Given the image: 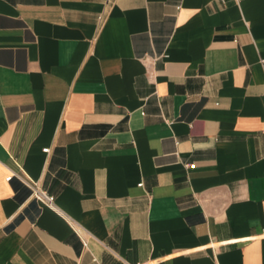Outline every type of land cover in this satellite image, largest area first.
Returning <instances> with one entry per match:
<instances>
[{"label": "crops", "instance_id": "obj_1", "mask_svg": "<svg viewBox=\"0 0 264 264\" xmlns=\"http://www.w3.org/2000/svg\"><path fill=\"white\" fill-rule=\"evenodd\" d=\"M263 129L264 0H0V264H264Z\"/></svg>", "mask_w": 264, "mask_h": 264}, {"label": "built area", "instance_id": "obj_2", "mask_svg": "<svg viewBox=\"0 0 264 264\" xmlns=\"http://www.w3.org/2000/svg\"><path fill=\"white\" fill-rule=\"evenodd\" d=\"M262 131L264 132V129ZM41 149H42V151H47V146H44ZM184 165H186L187 167H192L193 163L189 162V163H185ZM10 176H11V174L6 175L5 179H9ZM18 177L21 179V181L23 183H25L30 188V195H32L33 197L43 201L48 206L53 207V196L51 194L47 193L45 190L40 188L35 182H31V181H29L26 178L21 177V176H18ZM82 242H83V244H85L84 241H82Z\"/></svg>", "mask_w": 264, "mask_h": 264}]
</instances>
